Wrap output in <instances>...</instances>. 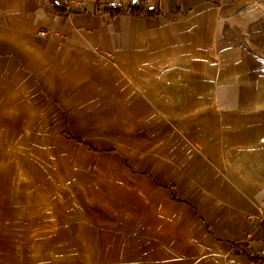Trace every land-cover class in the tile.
Listing matches in <instances>:
<instances>
[{"label":"crops","instance_id":"crops-1","mask_svg":"<svg viewBox=\"0 0 264 264\" xmlns=\"http://www.w3.org/2000/svg\"><path fill=\"white\" fill-rule=\"evenodd\" d=\"M121 1L68 14L62 0H0V114L13 116L12 132L23 131L30 115L88 95L108 77L122 85L145 74L179 80L177 105L208 174L240 177L238 185L224 178L225 189L221 177V185L213 176L205 182L230 218L219 225L195 212L200 231L215 254L256 264L249 256L264 257V0ZM131 5L154 15L108 13ZM96 136L71 140L112 151L109 130Z\"/></svg>","mask_w":264,"mask_h":264},{"label":"rangeland","instance_id":"rangeland-1","mask_svg":"<svg viewBox=\"0 0 264 264\" xmlns=\"http://www.w3.org/2000/svg\"><path fill=\"white\" fill-rule=\"evenodd\" d=\"M140 78L108 77L30 115L23 131L0 114V264H239L214 253L199 216L227 222L229 206L213 204L205 182L240 177L208 174L177 105L179 80ZM102 130L112 151L71 140Z\"/></svg>","mask_w":264,"mask_h":264},{"label":"built area","instance_id":"built-area-1","mask_svg":"<svg viewBox=\"0 0 264 264\" xmlns=\"http://www.w3.org/2000/svg\"><path fill=\"white\" fill-rule=\"evenodd\" d=\"M65 11L68 14L74 12H81L85 10L86 6L92 5L97 9H116L121 6V0H62ZM41 36H47L52 38L54 35L48 34L47 32L39 33ZM264 214V212H262Z\"/></svg>","mask_w":264,"mask_h":264},{"label":"trees","instance_id":"trees-1","mask_svg":"<svg viewBox=\"0 0 264 264\" xmlns=\"http://www.w3.org/2000/svg\"><path fill=\"white\" fill-rule=\"evenodd\" d=\"M110 13L112 16L116 15V14H125V13H129L130 15H133L135 17H141V16H153L154 12L151 10H147L146 12H144V10L140 7H137L135 5H131L130 7L126 8L125 10H116V11H110L108 12ZM239 256H243V254H238ZM246 256V255H244ZM249 259L253 262V263H261L264 264V257L260 256V255H253V256H249Z\"/></svg>","mask_w":264,"mask_h":264}]
</instances>
